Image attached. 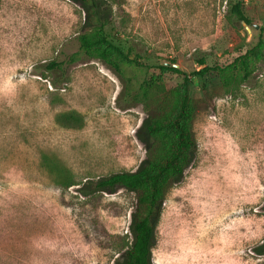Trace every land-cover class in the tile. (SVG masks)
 Returning a JSON list of instances; mask_svg holds the SVG:
<instances>
[{"label": "rangeland", "instance_id": "1", "mask_svg": "<svg viewBox=\"0 0 264 264\" xmlns=\"http://www.w3.org/2000/svg\"><path fill=\"white\" fill-rule=\"evenodd\" d=\"M242 1L250 25L227 0H0V264L124 263L137 195L99 181L147 163L155 139L143 94L149 83L182 84L155 65L171 59L197 103L196 147L153 220L149 264H264V59L247 58L252 75L232 93L218 70L193 73L198 49L215 65L260 38L264 48V0ZM97 25L137 61L117 72L111 53L85 54L78 35ZM51 59L63 69L41 74ZM68 109L82 127L56 121ZM45 151L76 184H56Z\"/></svg>", "mask_w": 264, "mask_h": 264}, {"label": "trees", "instance_id": "2", "mask_svg": "<svg viewBox=\"0 0 264 264\" xmlns=\"http://www.w3.org/2000/svg\"><path fill=\"white\" fill-rule=\"evenodd\" d=\"M227 4L228 14L248 25L252 24V20L244 11L242 0H227ZM97 27L78 35L80 48L85 54L107 59V53H111L112 58L109 62L117 72H119L121 61H137L130 59L127 53L103 34V26L97 25ZM259 55L261 59H264L262 38L229 64L209 65L205 50L198 49L194 57L199 64V69L193 73L202 76L210 70H218L224 90L232 93L252 75L253 69L249 67L247 58ZM72 57L76 58L75 54ZM237 62L243 67L242 73H230L229 68ZM62 63L56 59L49 60L41 65L43 69L41 74L45 71L63 69ZM155 65L161 70L183 74L184 80L175 88H166L163 83L154 82L149 83L144 90L143 95L150 99L147 128L155 139L150 149L149 159L143 167L136 171L119 172L99 181L102 187L121 184L134 190L137 195L136 208L131 221L133 240L125 249L123 264L150 263L153 220L161 209L170 187L188 166L196 147L192 122L197 111V103L189 94L188 74L175 64L174 59H171L169 63L163 62ZM52 83L58 85L54 80ZM55 119L65 127L80 128L84 125V116L76 109L57 112ZM41 163L54 176L56 184L60 187L66 189L77 183L72 170L56 154L43 152ZM96 220L94 218L91 220L94 225H97ZM123 242L124 237H121V246Z\"/></svg>", "mask_w": 264, "mask_h": 264}, {"label": "water", "instance_id": "3", "mask_svg": "<svg viewBox=\"0 0 264 264\" xmlns=\"http://www.w3.org/2000/svg\"><path fill=\"white\" fill-rule=\"evenodd\" d=\"M248 27V26H247ZM256 27H259L258 25H256ZM249 28V27H248Z\"/></svg>", "mask_w": 264, "mask_h": 264}]
</instances>
